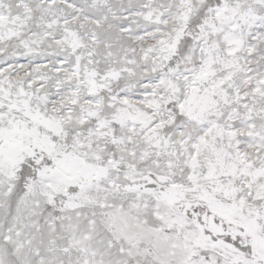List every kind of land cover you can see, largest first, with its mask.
I'll use <instances>...</instances> for the list:
<instances>
[{
	"label": "snow or ice",
	"instance_id": "1",
	"mask_svg": "<svg viewBox=\"0 0 264 264\" xmlns=\"http://www.w3.org/2000/svg\"><path fill=\"white\" fill-rule=\"evenodd\" d=\"M0 264H264V0H0Z\"/></svg>",
	"mask_w": 264,
	"mask_h": 264
}]
</instances>
